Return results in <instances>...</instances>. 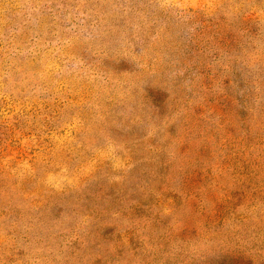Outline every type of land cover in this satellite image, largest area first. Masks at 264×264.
<instances>
[{
  "label": "rangeland",
  "instance_id": "1",
  "mask_svg": "<svg viewBox=\"0 0 264 264\" xmlns=\"http://www.w3.org/2000/svg\"><path fill=\"white\" fill-rule=\"evenodd\" d=\"M0 264H264V0H0Z\"/></svg>",
  "mask_w": 264,
  "mask_h": 264
}]
</instances>
